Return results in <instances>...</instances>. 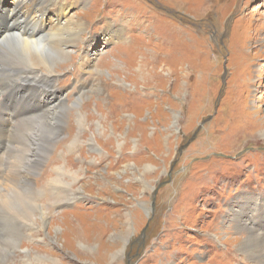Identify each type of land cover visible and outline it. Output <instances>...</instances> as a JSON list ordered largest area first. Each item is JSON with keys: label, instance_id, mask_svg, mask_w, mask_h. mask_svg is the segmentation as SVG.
Listing matches in <instances>:
<instances>
[{"label": "rangeland", "instance_id": "374dc122", "mask_svg": "<svg viewBox=\"0 0 264 264\" xmlns=\"http://www.w3.org/2000/svg\"><path fill=\"white\" fill-rule=\"evenodd\" d=\"M77 2L49 23L84 22L96 70L75 72L76 45L50 81L26 75L60 101L8 135L0 174L24 203L0 205V263L257 264L237 225L264 236V0Z\"/></svg>", "mask_w": 264, "mask_h": 264}, {"label": "bare ground", "instance_id": "6f19581e", "mask_svg": "<svg viewBox=\"0 0 264 264\" xmlns=\"http://www.w3.org/2000/svg\"><path fill=\"white\" fill-rule=\"evenodd\" d=\"M8 1L9 3H7ZM77 3H78L77 0H74L73 2L68 0H0V58L1 59L5 58V60L10 62L7 64V68L0 69V166L2 164L3 153L8 147V135L10 134L12 129L19 126L18 124L20 122H25V121L30 122L31 119L37 118V116H39L40 113L45 112L48 113L47 115H49V117H52L53 115H50L51 113L50 111L54 110L56 108L57 103L60 101V97H58L59 95H57L54 90L51 91L48 89L46 90L37 85V84H41L40 79L41 80L45 79L47 82L50 81L49 77L46 74L45 75L39 74L40 68H44L45 70H47V74L52 76L53 75L51 71L52 66L56 64L58 61H62V60L66 61V59L68 58L69 50H66V48L72 46L75 47L77 45L76 56L80 58V63L78 65L72 63L74 64L73 68L75 72L84 73L85 71L90 72L92 70H96L95 66L92 65L96 53L91 54L90 51L87 49L89 46V40H85L83 38L81 39V34L83 33V31H85L84 22L78 21L77 23L74 17L70 16L69 14L70 9L75 5H77ZM61 5L66 6L69 9V13H68L69 16L61 21L59 18L54 16L55 17L54 22L51 21L49 23V21L52 18L51 10L57 11L58 13L61 9L60 8ZM46 8L49 9L45 10ZM116 26L117 25H115L113 22H111V24L106 26L107 29H104V31L110 34L109 38H107L106 41H112V38L114 36L119 37L123 34L124 30ZM117 28H118V32L114 31V29L117 30ZM45 38L47 39L46 43L44 41ZM13 42L14 44L12 45ZM92 47L90 48V50H92ZM85 53L90 54L91 56ZM15 58L17 59L22 58L30 62V66L27 68L29 70L24 69L25 71L18 72L15 69L16 68L15 62L12 64L13 62L12 60H14ZM88 61L90 62V65L87 64ZM20 75L24 77H21ZM26 75H28L29 78H33V80H36L34 82L37 84H32L29 78H26ZM81 87H83L82 84ZM98 87L101 86L97 85V88ZM52 126L53 124L48 123V121L44 123L43 127L39 130L38 134L36 135V139L39 138L44 139L45 137H50L52 133L51 132ZM94 150L98 152L97 149ZM23 179L28 181L26 177H23ZM20 180H22V177L20 176H12L9 173L4 174L3 172H1L0 174V189H2V187L8 189L4 195L0 194V205L5 207V211L9 210L8 207H10V204H12L13 202V201L10 202V199L13 200V198H10L11 195L17 194V192H15L14 190V186L15 183L19 182ZM17 200L21 203H24L23 201L20 200L18 194H17ZM19 210L20 208L17 209V211ZM31 210L32 209H30L28 212H25L23 214L22 212L19 213L20 215H22L21 218L26 223L28 222L31 223V219L32 221L35 219V217L32 216L33 214ZM258 210L259 207L257 208L255 215L260 213L258 212ZM25 214L30 215L31 218L29 216H26ZM46 219L47 217L45 212L42 209L39 210V217L37 218V220H39L41 224H45L47 222ZM243 225L244 224L239 223L237 225L238 226L237 230L238 232H242V234H246L248 236L245 240L243 239L242 244L240 243L241 248H239V251L238 250L236 251L241 252L242 253L241 256H244L245 259L249 261L256 262L257 264H264V236L257 232L258 229L252 230L250 227ZM31 228L32 229H29L32 230L30 234L39 232L40 224L38 223V228L36 229L34 227ZM41 235H39L38 233L35 236L36 237L38 236L40 239ZM58 235L59 234L56 233V236L54 238L57 242L59 241ZM19 236L20 235H18V237ZM42 237L44 236L42 235ZM35 238L33 239L34 242L37 240ZM72 239H73V235L70 237L69 241L71 240L70 242H72ZM121 240L122 242H125V239H121ZM64 242L65 241L63 240V243ZM83 248H85L86 250V247ZM17 249L18 247L15 248V250Z\"/></svg>", "mask_w": 264, "mask_h": 264}, {"label": "flooded vegetation", "instance_id": "af4514ba", "mask_svg": "<svg viewBox=\"0 0 264 264\" xmlns=\"http://www.w3.org/2000/svg\"><path fill=\"white\" fill-rule=\"evenodd\" d=\"M136 253H137V254H138V256H139V254H140V253H139V250H138V249H137Z\"/></svg>", "mask_w": 264, "mask_h": 264}]
</instances>
